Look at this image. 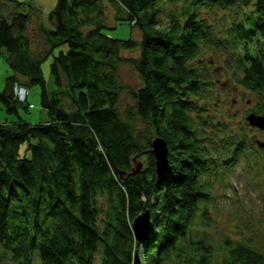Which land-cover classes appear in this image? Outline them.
<instances>
[{
	"label": "trees",
	"instance_id": "obj_1",
	"mask_svg": "<svg viewBox=\"0 0 264 264\" xmlns=\"http://www.w3.org/2000/svg\"><path fill=\"white\" fill-rule=\"evenodd\" d=\"M54 2L45 24L32 3L0 0V58L13 70L0 100L18 116L0 121V246L10 264H133L136 249L143 264H264L263 251L230 238L214 262L207 233L194 228L198 216L208 225L205 173L218 166L212 155L235 165L248 148L245 134L238 142L219 137L229 124L204 111L210 72L195 59L219 39L202 7L251 6L233 21L236 64L223 68L264 100V0ZM35 18L38 47L28 31ZM120 22L136 27L139 38L104 31ZM51 55L49 90L41 65ZM122 63L141 78L123 112ZM16 85L40 86L46 120L22 119L19 108L32 105L28 95L18 99ZM252 110L264 112V103ZM156 136L168 146L162 176L151 151ZM146 209L151 229L137 244L132 222Z\"/></svg>",
	"mask_w": 264,
	"mask_h": 264
},
{
	"label": "rangeland",
	"instance_id": "obj_2",
	"mask_svg": "<svg viewBox=\"0 0 264 264\" xmlns=\"http://www.w3.org/2000/svg\"><path fill=\"white\" fill-rule=\"evenodd\" d=\"M32 3L34 7L40 8L37 15L41 22L47 23L46 12L50 10L56 0H20ZM167 5L166 10L170 9ZM179 7V6H178ZM251 7V6H250ZM249 7V8H250ZM202 16L207 18L208 23L214 29L218 40L215 43L203 45L200 47V55L195 59L200 67H205L210 72L211 86L206 93L208 99L204 101L206 115L217 118L220 121H225L229 124V128L222 135L230 141L234 138L239 139L245 136H255L256 139H264V134L256 126L248 124L245 116L251 108L257 107L258 102L264 103V100L243 88L232 77V71L226 70L224 65L226 62L236 64V57H233L231 26L234 19L241 17L243 12L248 11V7L231 6L222 8L217 5L214 9L202 7ZM112 16H109L110 22ZM161 22L165 23L167 17L163 14ZM37 18L32 20L29 27L30 35L34 37V47L40 45V36L35 32L34 26ZM37 23V22H36ZM109 35L119 38H139L138 29L128 22L117 23L113 28L105 29ZM35 32V34H34ZM6 53V51H4ZM57 53V50L55 51ZM123 55L135 56L137 51L124 50ZM53 55L49 56L42 63L43 76L46 80L47 88L52 90L55 88L53 79L50 75V63ZM232 64V65H233ZM13 73L9 68L5 56L0 58V89L4 88L6 77ZM119 75L122 83L125 85L122 91L119 109L123 112L128 107L133 106L130 89L137 88L141 84V78L136 70L128 63L119 65ZM224 83H227V85ZM28 102L32 105L27 109L19 108V114L31 122H39L48 118V112L41 106L39 85L29 86ZM210 117V116H208ZM17 119L18 116L14 113H8L5 110L3 102L0 100V121L6 119ZM141 123V122H140ZM142 125V124H140ZM211 131V130H210ZM220 140V139H219ZM246 140V139H245ZM208 142V141H207ZM206 143V142H205ZM257 145H250L247 151L245 150L235 165H221V155L213 154L217 168L210 165L209 171L205 173V178L210 182V196L207 203V218L204 219L208 225L198 224L201 217L198 216L195 229L202 236L207 233L209 242L215 248L213 261L217 262L226 255L223 241L226 238L233 240H245L255 246L258 250L264 252V151H258ZM214 161V162H215ZM3 248L0 246V255L3 254ZM142 261V259H141ZM174 264L179 263L176 259ZM0 264H10L9 259L4 255L0 257Z\"/></svg>",
	"mask_w": 264,
	"mask_h": 264
},
{
	"label": "water",
	"instance_id": "obj_3",
	"mask_svg": "<svg viewBox=\"0 0 264 264\" xmlns=\"http://www.w3.org/2000/svg\"><path fill=\"white\" fill-rule=\"evenodd\" d=\"M245 119L248 124L251 126H256L262 130H264V113H256L254 111L249 112ZM257 143L259 146L264 148V140L257 139ZM152 153L155 157V172L158 176H162L168 170L169 161H168V146L166 141L161 136H156L153 139ZM143 163L140 161L134 166L135 170L132 171L131 174L136 173L142 167ZM133 233L136 238L137 244L144 242L150 232L151 229V218L150 212L148 209L141 212L137 217L134 218L132 222ZM139 250L136 249L133 264H143L140 258Z\"/></svg>",
	"mask_w": 264,
	"mask_h": 264
},
{
	"label": "flooded vegetation",
	"instance_id": "obj_4",
	"mask_svg": "<svg viewBox=\"0 0 264 264\" xmlns=\"http://www.w3.org/2000/svg\"><path fill=\"white\" fill-rule=\"evenodd\" d=\"M225 84L227 85V83H224V85H225ZM253 108H255V107H253ZM251 111H253L252 108L250 109V111H246V110H245L246 113L251 112ZM258 113H264V112H258ZM259 129H260V128H259ZM261 131H262L263 134H264V130L261 129ZM239 138H240V137H239ZM205 139H206V142H207L208 137L205 138ZM232 140H235L236 142H238L239 139L234 138V139H232ZM262 140H264V139H262ZM244 141H245V143H246V142L248 143V148H249L250 145L254 144V145H257V146L259 147V148H258V151H261V150L264 151V148H263L262 146H259V145H258V143H257V139L255 138V136H253V135H252V136H248V138H247L246 140H244ZM248 148H247V149H248ZM247 149H246V151H247ZM234 153H235L234 150H232V151H231V154H232L231 157H232V158L235 157ZM217 156H218V155H217ZM229 157H230V156H229ZM217 160H218V159H217ZM222 160H223V158L221 157V161H222Z\"/></svg>",
	"mask_w": 264,
	"mask_h": 264
},
{
	"label": "built area",
	"instance_id": "obj_5",
	"mask_svg": "<svg viewBox=\"0 0 264 264\" xmlns=\"http://www.w3.org/2000/svg\"><path fill=\"white\" fill-rule=\"evenodd\" d=\"M15 92L17 96L19 97L18 99L23 100L24 98H26L28 94V89L24 85H16Z\"/></svg>",
	"mask_w": 264,
	"mask_h": 264
}]
</instances>
